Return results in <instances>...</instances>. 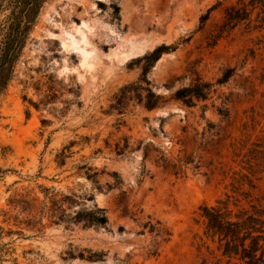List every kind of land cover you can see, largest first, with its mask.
Here are the masks:
<instances>
[{"label": "rangeland", "instance_id": "rangeland-1", "mask_svg": "<svg viewBox=\"0 0 264 264\" xmlns=\"http://www.w3.org/2000/svg\"><path fill=\"white\" fill-rule=\"evenodd\" d=\"M237 2L44 5L0 97V226L17 229L6 213L31 214L45 228L14 236L4 264H228L206 237L200 208L234 188L264 194V30L242 22L223 32ZM82 37L89 44L70 43ZM162 45L178 49L148 74L165 103L147 110L138 93L122 90L140 78L133 61ZM228 69L235 74L219 84ZM198 79L213 85L207 100L187 107L173 99ZM54 194L76 200L65 205L69 214L106 209L108 224H52L32 212Z\"/></svg>", "mask_w": 264, "mask_h": 264}, {"label": "trees", "instance_id": "trees-1", "mask_svg": "<svg viewBox=\"0 0 264 264\" xmlns=\"http://www.w3.org/2000/svg\"><path fill=\"white\" fill-rule=\"evenodd\" d=\"M49 0H0V97L6 92L14 78L15 70L23 57L32 32L38 22L44 5ZM220 5L211 7L202 21L206 22L211 13ZM242 22H247L250 28L264 30V0H238L236 5L226 9V18L222 26L223 32L235 29ZM178 46L162 45L150 54L139 58L131 64L141 68L139 80L123 88L125 92L138 93L139 101L147 110H154L165 103V98L154 92L148 74L165 54H170ZM235 74L234 69H228L218 81L227 83ZM213 85L200 79L187 87L178 89L173 99L182 102L187 107H193L197 101H205L212 92ZM145 93V96H143ZM97 174L88 175V179L96 182ZM47 197L41 210L32 208L37 215L47 216L52 224L70 223L83 225L87 228L105 227L109 220L107 210L95 206L93 209L80 207L75 214H69L65 205L76 204L71 196L62 201ZM37 200H33L35 202ZM245 202V204H243ZM38 204L37 202H35ZM71 207V206H70ZM200 215L205 222V235L228 264H264V194L253 196L242 193L234 188L232 194L226 193L224 198L215 205H205L200 208ZM7 221H15L16 230H6L0 226V241L9 238L10 242L0 244V264L7 262L9 256L7 246L13 243V238L26 239L24 229L28 228L41 235L45 226L39 218L28 214L24 220H18L6 213ZM11 261V260H10ZM16 263V260H12Z\"/></svg>", "mask_w": 264, "mask_h": 264}, {"label": "bare ground", "instance_id": "bare-ground-1", "mask_svg": "<svg viewBox=\"0 0 264 264\" xmlns=\"http://www.w3.org/2000/svg\"><path fill=\"white\" fill-rule=\"evenodd\" d=\"M70 40V39H69ZM64 41V40H63ZM70 42V41H69ZM71 44H73V43H75V44H77V47L78 46H82L83 44H85V45H87V44H89L86 40H85V37H82L81 39H79V41L78 42H70ZM69 44V43H68ZM63 45L65 46V45H67V42H64L63 43ZM74 45V44H73ZM74 48H75V46H74ZM83 48H84V46H83ZM72 49H73V47H72ZM90 50H94V49H90ZM91 52V51H90ZM93 56V55H92ZM94 57V56H93ZM96 59V58H95ZM94 59V60H95ZM98 59V58H97ZM84 63H90V58H89V56L87 55V56H85L84 57Z\"/></svg>", "mask_w": 264, "mask_h": 264}]
</instances>
